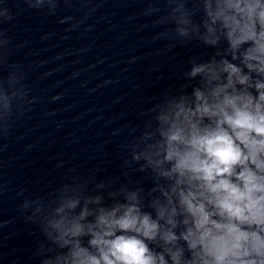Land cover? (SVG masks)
<instances>
[{
  "label": "clouds",
  "instance_id": "9594fccd",
  "mask_svg": "<svg viewBox=\"0 0 264 264\" xmlns=\"http://www.w3.org/2000/svg\"><path fill=\"white\" fill-rule=\"evenodd\" d=\"M169 2L176 42L214 52L189 59V83L122 145L151 186L110 179L87 196L82 180L26 198L38 264H264V0Z\"/></svg>",
  "mask_w": 264,
  "mask_h": 264
}]
</instances>
